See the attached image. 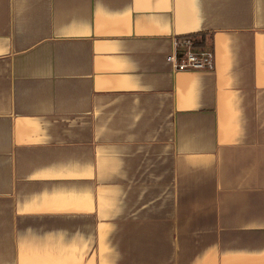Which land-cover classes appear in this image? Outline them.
Here are the masks:
<instances>
[{
    "label": "crops",
    "instance_id": "crops-1",
    "mask_svg": "<svg viewBox=\"0 0 264 264\" xmlns=\"http://www.w3.org/2000/svg\"><path fill=\"white\" fill-rule=\"evenodd\" d=\"M0 264H264V0H0Z\"/></svg>",
    "mask_w": 264,
    "mask_h": 264
},
{
    "label": "built area",
    "instance_id": "built-area-1",
    "mask_svg": "<svg viewBox=\"0 0 264 264\" xmlns=\"http://www.w3.org/2000/svg\"><path fill=\"white\" fill-rule=\"evenodd\" d=\"M174 46L183 49V56L177 59L176 53L167 56L173 67L177 70L212 69L214 66V53L210 48L197 46L190 37L175 39Z\"/></svg>",
    "mask_w": 264,
    "mask_h": 264
}]
</instances>
